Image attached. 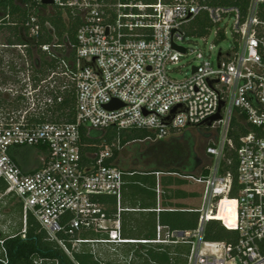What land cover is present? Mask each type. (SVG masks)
Segmentation results:
<instances>
[{
	"label": "built area",
	"instance_id": "1",
	"mask_svg": "<svg viewBox=\"0 0 264 264\" xmlns=\"http://www.w3.org/2000/svg\"><path fill=\"white\" fill-rule=\"evenodd\" d=\"M31 1L43 16L72 12L79 26L75 44L59 43L52 25L31 15L26 23L29 38L38 40L46 29L52 31V43L40 48L48 59L65 57L61 68L45 75L41 62L31 60L28 44L0 40V60L8 64L0 73V94L8 103L0 107V219L6 198L15 197L25 224L33 215L73 260L71 250L83 245L105 264L97 245L115 250L128 243H190L187 264H264V0H242L244 5L207 0ZM189 32L206 43L211 36L220 42L230 34L231 44L220 47L213 58L214 45L206 51L186 44ZM12 52L14 72L12 61L5 63ZM187 55H194L196 62L179 79L175 65ZM71 88L74 121L55 119L53 109ZM114 100L123 107L107 109ZM222 102V118L209 126L219 130L218 140L207 148L213 159L210 173L196 178L205 184L197 229L178 231L158 224L154 240L125 238L120 206L125 173L112 160L119 141L110 145L104 140L97 150L86 152L83 129H145L164 139L200 127L219 112ZM177 105L183 110L165 124L163 119ZM26 149L40 160L39 166L22 163L19 155ZM233 152L226 167V155ZM103 196L117 198L115 217L101 202ZM213 219L222 220L232 233L227 239H206ZM88 232L101 236L82 237Z\"/></svg>",
	"mask_w": 264,
	"mask_h": 264
},
{
	"label": "trees",
	"instance_id": "2",
	"mask_svg": "<svg viewBox=\"0 0 264 264\" xmlns=\"http://www.w3.org/2000/svg\"><path fill=\"white\" fill-rule=\"evenodd\" d=\"M207 1L212 4L244 5L245 3L242 0ZM32 14L40 16L43 25L45 22L52 25L59 43H76L79 20L72 12L66 15L62 10H56L50 15L43 16L41 9L30 0H0V34L5 30L9 32L6 38H1V42L11 45L28 44L31 57L32 52L39 54L37 62H41L40 71L45 75L49 70L61 68L62 59L65 57L48 59L47 53L40 48L43 44L52 43V31L46 29L45 34L38 40L29 38V28L26 23ZM74 54L75 52L72 51V59ZM1 65L0 60V73L3 74ZM10 69L14 72V62L10 63ZM7 104L6 99L0 94V107H6ZM10 106L13 105L10 104ZM74 114L75 94L74 89L71 88L64 94V102L53 109L52 117L73 122ZM197 130L202 132L201 128ZM82 132L86 152L97 150L104 140L110 145L119 141L120 148L114 147L112 160L125 173V184L120 202L122 208L126 190L135 195L143 193L146 197L155 199L157 189L161 191V208L158 213L152 207L144 206L141 209L152 211L147 213L141 211L136 217H130L131 213L126 214L124 210L122 211V233L125 238L154 240L158 224L178 231L197 229L205 184L198 182L196 178H206L210 171L209 165L204 162L197 151V138L192 128L180 133L174 132L164 139L156 138L151 131L145 129L120 132L110 129L104 132L84 128ZM205 136L209 137V134L205 133ZM231 136L238 143V138L233 136V133ZM94 144L96 146H93ZM26 150L31 151V149ZM231 156L235 157L234 152L226 155L224 161L226 167L228 157ZM231 169L233 172L236 171L235 163ZM101 202L106 205L109 215L115 217L118 211L117 198L103 196ZM86 234L92 235V239L101 236L94 232L82 235ZM231 234L219 219L211 220L206 227L207 240H223ZM125 245L139 246L138 249L132 250L136 251L134 257L140 258L141 264H187L192 247L190 243H128ZM71 252L74 260L56 241L48 237L36 218L29 215L20 232L4 236V245L0 249V264H37L38 260H43L44 264H101L102 259L95 257L89 245H83L79 250L72 249ZM105 264L115 263L108 261Z\"/></svg>",
	"mask_w": 264,
	"mask_h": 264
},
{
	"label": "rangeland",
	"instance_id": "3",
	"mask_svg": "<svg viewBox=\"0 0 264 264\" xmlns=\"http://www.w3.org/2000/svg\"><path fill=\"white\" fill-rule=\"evenodd\" d=\"M198 23L197 25H199ZM9 35L8 31H4L3 33L0 34V40L2 41L1 38H6ZM188 36L191 38L186 41V44L189 47L192 48H201L203 50L209 51L211 45H214V48L212 49V56L215 58V56L218 53V50L220 47H223L224 49H227L230 44H231V35L228 34V38L216 42L214 41V37L211 36L208 38L207 43L203 42L199 37L194 36V33H188ZM8 52V51H7ZM10 52V51H9ZM41 53V52H40ZM10 56H7V60H5V63H7L9 60L12 62L15 61V54L16 52L10 53ZM10 57V58H9ZM39 54L37 52H32V57L31 60L33 61L34 58L38 59ZM48 57V56H47ZM195 56L194 55H187L185 57H182L180 62L175 65V76L179 79H182L189 75L191 71L190 65L192 63H195ZM8 64H2L1 69H7ZM4 72V70H3ZM12 77V75H11ZM197 128H201L202 132H199ZM196 138H197V151L199 155L204 159V162L207 165H211L213 162V159L207 154V148L209 147V144L213 141H217L219 136V130L215 131L211 127H193L192 128ZM182 131L176 132L180 133ZM205 133L209 134V137L205 136ZM30 153V151H29ZM28 152L26 153L27 158L31 156ZM35 155L32 154V159L30 158L29 160L33 164V166H39L40 165V160H37ZM16 201V198L13 196H8L6 198V204L4 205L3 212H2V217L0 219V224H5L6 225V235H12L16 232V230H22L24 227V212H23V207L22 204L18 201ZM4 222V223H3ZM83 237H88L91 238L92 235L86 234L82 235ZM83 247V246H82ZM139 246H126V245H121L117 246L116 249L114 250L111 246H104V245H97L96 249L102 254V258L106 262L112 261L115 264H141L142 261H140V258L134 257L136 255V251L134 252L132 249H138ZM1 249V245H0ZM131 249V251H130ZM183 249V248H182ZM131 255L132 260L129 262V256Z\"/></svg>",
	"mask_w": 264,
	"mask_h": 264
},
{
	"label": "crops",
	"instance_id": "4",
	"mask_svg": "<svg viewBox=\"0 0 264 264\" xmlns=\"http://www.w3.org/2000/svg\"><path fill=\"white\" fill-rule=\"evenodd\" d=\"M27 152L29 153V151L26 150L23 154L19 155V158L22 161V163H24L26 165V167L30 168V167H33V164L29 160L30 158L32 159V157H31L32 151H30L29 154L31 156H29L28 158L26 156ZM34 167H37V166H34ZM157 176H159V173H157ZM123 200H124V205H123L124 207L123 208L121 207V208L126 212V214L131 213L130 217H136L137 214L140 213L141 211L143 213H147L151 210V209H141L142 206L152 207L154 209V211H156L158 213L160 211V208H161V191L159 189H157V198L155 199V198L146 197L143 193H140L139 195H135L133 193H129V191L126 190V192H124V199ZM6 229L7 228H6L5 224H3V225L0 224V236L2 238H4V236H6V234H7L6 232H8V231H6ZM20 231L21 230H16V232L14 234H16ZM14 234H12V235H14ZM1 248H2V246H1Z\"/></svg>",
	"mask_w": 264,
	"mask_h": 264
},
{
	"label": "water",
	"instance_id": "5",
	"mask_svg": "<svg viewBox=\"0 0 264 264\" xmlns=\"http://www.w3.org/2000/svg\"><path fill=\"white\" fill-rule=\"evenodd\" d=\"M43 3L45 4H48V3H53V0H44ZM174 48L180 50L181 52H185V48L184 47H181V46H177L175 44H173ZM222 56V52L220 51L219 53V63H220V58ZM87 64V62H84V65L83 67ZM119 107H123V103L117 101V100H114L112 101L111 103L107 104L106 105V108L107 109H116V108H119ZM224 107V102H222V105L220 107V110L217 114H215L214 116L210 117L209 119L205 120L204 122H202L200 124V127H209L213 124L214 121L216 120H219L222 118V115H221V109ZM183 105H177L174 107V109L171 111L170 115H168L167 117H165L163 119V122L165 124H171L174 117L176 116V114H178L179 112H181L183 110Z\"/></svg>",
	"mask_w": 264,
	"mask_h": 264
}]
</instances>
